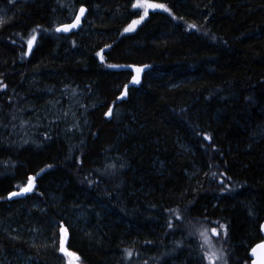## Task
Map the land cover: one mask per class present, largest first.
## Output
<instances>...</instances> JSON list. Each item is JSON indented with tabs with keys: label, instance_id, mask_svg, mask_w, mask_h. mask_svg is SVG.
Segmentation results:
<instances>
[{
	"label": "trees",
	"instance_id": "trees-1",
	"mask_svg": "<svg viewBox=\"0 0 264 264\" xmlns=\"http://www.w3.org/2000/svg\"><path fill=\"white\" fill-rule=\"evenodd\" d=\"M139 1L0 0V264H251L264 0Z\"/></svg>",
	"mask_w": 264,
	"mask_h": 264
},
{
	"label": "water",
	"instance_id": "water-1",
	"mask_svg": "<svg viewBox=\"0 0 264 264\" xmlns=\"http://www.w3.org/2000/svg\"><path fill=\"white\" fill-rule=\"evenodd\" d=\"M81 9H84L83 14H81ZM86 13H87V9L84 6H81L76 12L75 18L70 23L57 26L55 28V32L57 34H62V35H69L71 33H76L78 30L82 28L83 18L85 17ZM77 17L80 18L78 24L76 23ZM73 24H76V26L70 27L68 31L63 30L66 26H70ZM113 69L117 71H121V70L131 71L133 73L131 77V86L134 88H138L140 86L142 81V75L146 71V67L135 66V65H120V66H115ZM123 96L124 95H122L120 98H123ZM23 193L24 192H19L14 195H8L7 197L9 200L16 199L19 198L21 195H23ZM260 233L262 236V241L255 244L249 251V258L251 264H264V222L260 226Z\"/></svg>",
	"mask_w": 264,
	"mask_h": 264
},
{
	"label": "rangeland",
	"instance_id": "rangeland-1",
	"mask_svg": "<svg viewBox=\"0 0 264 264\" xmlns=\"http://www.w3.org/2000/svg\"><path fill=\"white\" fill-rule=\"evenodd\" d=\"M140 1L139 0H135V5H139V6H137L136 8H138V9H141L144 13L147 11V12H149V11H155V10H160V9H162L163 7H162V5H159V4H156V3H152V2H148V1H144V2H141V3H139ZM149 5H152V6H154V7H150ZM138 24V23H137ZM137 24H135L134 26H133V29L131 30V31H133L134 29H135V27H136V25ZM133 25V23L132 24H130L129 26H128V28L130 27V26H132ZM127 32H130V31H127ZM65 239H67V236L64 234V237H62V239H61V248H60V252L66 257V259H67V263L68 264H78V261H77V258L75 257V255H73V254H71V253H69L67 250H66V248H65ZM62 241H63V250H62Z\"/></svg>",
	"mask_w": 264,
	"mask_h": 264
},
{
	"label": "snow or ice",
	"instance_id": "snow-or-ice-1",
	"mask_svg": "<svg viewBox=\"0 0 264 264\" xmlns=\"http://www.w3.org/2000/svg\"><path fill=\"white\" fill-rule=\"evenodd\" d=\"M137 6H139V5H134V7H137ZM150 7H154V6H152V5H149ZM83 11H84V9H81V14H83ZM145 15H147V11L145 12ZM79 17H77V20H76V23L78 24L79 23ZM141 19H143V17H141ZM3 21L2 20H0V23H2ZM137 23H139V21H134L133 22V25L132 26H130L129 28H127V29H125V31H131L132 29H133V26L135 25V24H137ZM76 26V24H73V25H70V26H66L63 30L64 31H68L69 30V28L70 27H75ZM59 30V29H58ZM33 39H34V37H33ZM31 43H32V41L30 40L29 41V47H31ZM31 179V178H30ZM31 189L30 188H27V189H24V191H30ZM203 235V234H202ZM205 242L207 243L208 241H207V239L205 240ZM62 250H63V241H62Z\"/></svg>",
	"mask_w": 264,
	"mask_h": 264
},
{
	"label": "bare ground",
	"instance_id": "bare-ground-1",
	"mask_svg": "<svg viewBox=\"0 0 264 264\" xmlns=\"http://www.w3.org/2000/svg\"><path fill=\"white\" fill-rule=\"evenodd\" d=\"M263 222H264V221H263ZM263 222H262V223H263ZM262 223H261V224H262ZM261 224H260V226H261Z\"/></svg>",
	"mask_w": 264,
	"mask_h": 264
}]
</instances>
